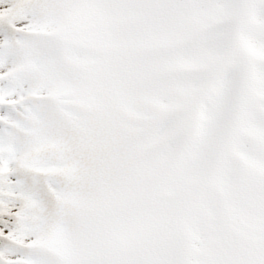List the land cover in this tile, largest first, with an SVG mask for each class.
<instances>
[{
    "label": "snow or ice",
    "instance_id": "1",
    "mask_svg": "<svg viewBox=\"0 0 264 264\" xmlns=\"http://www.w3.org/2000/svg\"><path fill=\"white\" fill-rule=\"evenodd\" d=\"M0 264H264V0H0Z\"/></svg>",
    "mask_w": 264,
    "mask_h": 264
}]
</instances>
